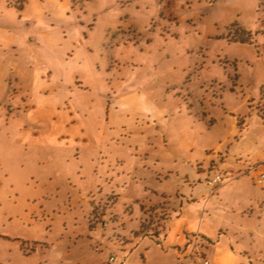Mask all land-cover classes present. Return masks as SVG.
Wrapping results in <instances>:
<instances>
[{
    "label": "rangeland",
    "instance_id": "1",
    "mask_svg": "<svg viewBox=\"0 0 264 264\" xmlns=\"http://www.w3.org/2000/svg\"><path fill=\"white\" fill-rule=\"evenodd\" d=\"M256 4L0 5L7 38L0 45V264H106L111 254L134 264L146 242H117L134 240L140 222L153 221L141 202L176 194L189 172L198 180L212 175L210 163L227 154L224 168L237 165V155L261 162L255 104L264 35ZM237 32L248 43L229 42ZM108 93L139 97L141 108L125 101L111 115ZM89 236L109 247L90 249Z\"/></svg>",
    "mask_w": 264,
    "mask_h": 264
},
{
    "label": "crops",
    "instance_id": "2",
    "mask_svg": "<svg viewBox=\"0 0 264 264\" xmlns=\"http://www.w3.org/2000/svg\"><path fill=\"white\" fill-rule=\"evenodd\" d=\"M5 2L6 0H0V5L3 6ZM256 2V10L260 16L264 10V0ZM6 42L7 38L1 35L0 45L3 47ZM251 42L257 43V38L252 37ZM103 101L108 103V113L113 110L111 115L115 116H118V112L125 107V101L132 102L138 110L142 103L139 97L133 95L112 96L110 93L103 95ZM143 114L145 115V111ZM147 115L150 117V113ZM257 118L261 125L259 135L264 139V121L258 116ZM233 129H236L234 125ZM233 134H236L235 130ZM250 143L255 144L253 141ZM227 155L220 162L213 160L210 163L209 173L214 171L212 175L198 180L189 172L181 179L182 186H177L176 194H163L154 202L152 200L141 202L145 209L166 203L171 220L167 222L165 233L159 236L135 238L131 233L134 240L127 236L121 237L126 239L123 242L127 244L137 239L140 243L146 242L140 258L137 255L134 264H203L204 261L210 264H264V185L259 186L255 183L258 169L264 171V156L262 160L258 158L257 161L261 162L255 164L249 155L246 160L236 154L234 161L238 164L232 162L234 167L224 168L223 164L228 163ZM201 171L205 172L204 169ZM219 171L224 173L222 175L226 180L218 187L219 189H213L209 187L208 180L215 174L222 173ZM229 186L232 189L230 194H227L226 188ZM228 198L230 200L225 201ZM107 224L105 223L103 228ZM90 230L95 231L97 228ZM139 230L140 225L133 231ZM104 237L109 241L111 236L107 233ZM86 245L101 252L104 243L89 236ZM212 245H215V249L210 251ZM104 246L107 248L108 244ZM45 247L48 245L45 244ZM111 255L106 264H121L122 261L129 264L126 257L119 258L115 255V262L111 263Z\"/></svg>",
    "mask_w": 264,
    "mask_h": 264
},
{
    "label": "trees",
    "instance_id": "3",
    "mask_svg": "<svg viewBox=\"0 0 264 264\" xmlns=\"http://www.w3.org/2000/svg\"><path fill=\"white\" fill-rule=\"evenodd\" d=\"M21 3L24 2V0H20ZM23 8V4L20 5V10ZM236 25H233V27ZM239 32H237L236 37H231V33H229L228 40L229 42H234V43H241V44H246L248 43L247 40L240 39L238 36ZM255 109L257 116L261 118L264 121V85L260 89V98L258 102L255 104ZM166 203H160L154 207L152 219L153 221H150V224L148 223L147 225L144 222H140V230L134 232L133 236L141 238L143 236H148V237H154V236H159V234H164L166 230V225L169 220H171V214L167 211L166 208ZM210 242V241H209ZM118 245L124 246L127 243L126 242H117Z\"/></svg>",
    "mask_w": 264,
    "mask_h": 264
},
{
    "label": "built area",
    "instance_id": "4",
    "mask_svg": "<svg viewBox=\"0 0 264 264\" xmlns=\"http://www.w3.org/2000/svg\"><path fill=\"white\" fill-rule=\"evenodd\" d=\"M262 16L264 18V10L262 12ZM261 33L264 35V22L262 25ZM225 180L226 179L222 174L217 173L210 180H208V185L214 188L216 186L223 184ZM255 183L256 185H259V186L264 185V171L263 170L257 172L256 177H255ZM110 262L111 263L115 262L114 256L110 258ZM121 264H126V261H122ZM203 264H210V263L208 261H204Z\"/></svg>",
    "mask_w": 264,
    "mask_h": 264
}]
</instances>
